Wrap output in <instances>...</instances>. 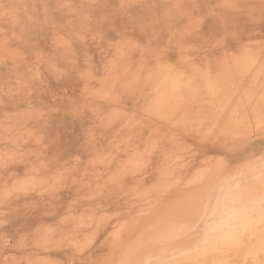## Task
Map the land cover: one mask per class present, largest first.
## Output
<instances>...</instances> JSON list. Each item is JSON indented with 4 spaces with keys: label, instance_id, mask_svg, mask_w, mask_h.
Instances as JSON below:
<instances>
[{
    "label": "rangeland",
    "instance_id": "rangeland-1",
    "mask_svg": "<svg viewBox=\"0 0 264 264\" xmlns=\"http://www.w3.org/2000/svg\"><path fill=\"white\" fill-rule=\"evenodd\" d=\"M185 1L0 0V200H3L2 202L0 201V264H127L126 262L131 257L141 254L154 255L158 258L171 257V259L165 261L166 263L169 261L167 264L180 263L182 256H184V264H187L186 258L188 257V260L193 261L192 257L199 259V257L207 256L208 253L205 251L212 248V245H210L213 242L212 240L215 241L219 238H207L206 241L199 242L200 225L202 227L206 225L205 218H207L206 216L209 217V212L213 211L210 206L211 203L213 202L212 206L214 204L215 208L221 207L220 200L223 199L221 196L224 194L232 191V194L238 195L239 198L240 196L244 198L245 195L249 197L250 191H255L250 196L261 194V198H263L261 200V207L263 208L261 209V214L262 210L264 214V196H262L264 185L261 186L264 184V168H261L264 167V6L254 7L253 5H246L250 3V0H202L210 3H208L207 9L213 5L210 9L217 12L209 14L198 11L192 14L190 6L189 10H186L187 12L179 11L175 14L171 11L173 7H179L181 10L186 4H193L194 0ZM179 3L180 6H178ZM200 5L203 7L202 4ZM165 7L169 8L170 13L165 11ZM255 8H261V13L255 12L251 14V11H256ZM253 14L257 17L250 21L249 19L253 18L250 15ZM7 16L8 18H6ZM256 19L260 20L253 22ZM174 23L180 27L179 30H173L169 27ZM188 23L195 24L196 27L185 28V26H188ZM252 23L257 27L260 26L261 31H250L249 25ZM235 27L237 28L235 29ZM175 32H183V34L187 32V35L191 33L190 35L196 37L185 36L186 38L182 39L175 36ZM168 42L172 46L177 43L186 46V48L182 47V54L178 55L175 52V48L165 49ZM209 42L210 44H207ZM134 46H137V49H134ZM150 51L153 53L152 57L157 55L156 57H163L162 59H166L169 54L174 64L180 57V60L183 59V62L181 61L180 63L181 68L183 66L186 69L190 66V68H193V66L199 67V69L196 68L198 73L202 71V68H206L208 73L212 72V77L207 74L205 78L209 77V80L211 79L210 85H215L216 88H218L217 86L220 88L228 86L229 88L233 84L232 87L236 88V85H239V88L243 89V92L235 95L237 98L232 103L234 106L231 104L230 108H228L229 111L227 110V115H223L226 114V111L222 114L220 110L214 111V106L212 107L209 100L206 103H209L211 107L209 104H207L208 106L205 105V108L198 107L200 103L198 101H202L200 96L202 93L199 92L207 91L206 87L209 88L210 86L207 85L209 81H207V86L205 87L204 80H199V89L202 90L198 89V100H196V97L195 103L193 101L195 105L188 103L190 105L187 104L188 107L184 109L185 114H187L185 125L182 127L180 125L179 130L175 129L172 131L171 127L158 130L155 133V130L152 128L156 127V124L164 123L160 121L163 120L160 117L151 116L153 115V112H151L153 110L152 107L147 108V89L149 87L147 80L150 73L155 70L154 62L150 58ZM191 51L195 52L192 53ZM164 53L167 55H163ZM242 60L244 68L248 69L249 67L250 70H248L247 76L246 70L244 68L243 71L241 70L243 65L241 68L239 67V70L238 64H236L238 63L237 61L241 62ZM240 62L239 65H241ZM222 65H225L227 69H222ZM228 66L229 68L236 66L237 69L235 67L229 70L230 75L226 71L229 69ZM217 70L220 72H217ZM258 70L261 74L256 72ZM241 72H244L245 77L238 75V73L242 74ZM255 73L260 74L257 75L258 79L257 77L255 79L256 82L261 80V92L259 93L260 90L250 91L251 95L247 91L248 89L246 90L248 85L245 86V84H251V86L249 85L250 88L254 86L255 80L253 76ZM124 74L125 76L127 75L126 78ZM216 74H220L221 76L218 81H225L229 85H226L224 82L222 84L223 87L220 86L221 84L217 81ZM249 75L250 77L247 78ZM214 76L216 77L214 78ZM102 78H106V82L109 84L108 87H110V84L113 87L111 90L109 89V95L106 93L105 98L101 94V98L98 97L99 95L93 94V96L91 94L90 100H96L95 102L90 101L92 107L89 111L84 107L86 102L81 98H74L73 92L66 88V86H69V84L73 85V83L76 84L78 89L79 87H88L92 84L99 87L102 80L99 81L98 79ZM235 79L237 80L235 81ZM241 79H244V82ZM239 81L240 83H238ZM147 85L148 87H146ZM118 88L121 90H117ZM74 89L76 90V87ZM123 94L125 96H122ZM245 95H249L247 98L250 101ZM241 96L242 99L240 98ZM255 97L259 99L255 100ZM115 98L118 102L113 100ZM239 99L243 101L241 102ZM103 100L106 101L108 106L102 107V111L108 110L110 106V109L117 108L120 110V112L113 111L114 114L116 113L115 115H113L110 109L108 114H103L102 111L96 110V113L101 112L104 115L102 117V122L105 121L104 124L101 120L96 119L92 111L96 107V104ZM256 101L263 103H261L263 111L257 106V108L255 107ZM238 102L242 105L238 104ZM250 102L253 104H249ZM219 103L221 105L220 100H218L217 104L219 105ZM197 107L198 110L196 109ZM244 107L247 108L245 109ZM242 108L245 111L247 110L248 114ZM195 109L197 117L195 116L196 114L192 113L193 111L196 113ZM209 110L211 116L207 115V113L209 114ZM216 111V116H220L219 118L214 117ZM231 111L238 112V116L236 113L232 114V116ZM147 114H150V116H147ZM201 114L204 118L205 115L208 118L213 116L215 118L214 122L213 117L212 119L209 118L210 120L207 118L209 122L205 121L207 120L206 118L203 120ZM258 114L260 116L263 115V117L259 118ZM192 116H195L194 119L196 121V118L199 116V123L196 122L195 124ZM242 120H245V124ZM137 121L139 122L137 123ZM215 121L220 124L218 125L219 128L216 126L217 123L213 125ZM226 121L228 122L225 127L226 129H224ZM191 122H193L195 127ZM209 123L212 124V127H208V125H211ZM237 123L239 124L237 125ZM256 123H260V126L263 125L257 127L255 126ZM200 124L202 125L200 126ZM230 124L233 126H230ZM198 126L203 130L199 127L198 131H196ZM242 130H244V133L247 132V136L243 138L240 136ZM250 131H253L252 134H249ZM20 133L25 135V137L18 138ZM178 135L181 142L183 141L184 147L181 149L176 148V157H174L171 163L166 165L170 169L161 173L159 160H163L164 154L158 150L162 148L154 152L163 140L160 141V136H164V139L168 140L169 137L173 138V136ZM190 136L194 137L190 138ZM223 136H225V139ZM255 139H258L257 142H255ZM244 141L246 142V146L242 145ZM259 141H261L262 147L256 149L257 144L254 143H258ZM138 145L141 147L139 150H136L140 153L139 156H142L141 159H137L138 157L134 156V146ZM146 146H148L147 151L144 152L142 149ZM177 150L180 152L178 151V153ZM225 150H227V154ZM218 155L221 162L217 159ZM207 156L211 157L208 158ZM259 156H262L261 159L263 160H260ZM204 160L206 161L204 162ZM211 160H215L214 164L218 162L217 165L223 163V169L226 168L224 174L229 172L228 168L232 169H230L231 172L228 175L226 174L227 176L224 174L219 175V179L216 175H213V178L210 176L212 179H218L217 181L216 179L211 180V183L210 177L207 175L206 178L208 180L206 181L205 178V184L203 183L201 186L195 188L186 189L184 185H181L180 192L172 198L173 201L171 200L170 203L165 205L162 203L168 194L173 192L174 188L182 183V181L193 184L188 179H195L198 174L195 171L197 172L198 170L199 172L200 167ZM257 160L262 161L263 166ZM155 161H158L159 168L154 165ZM236 163H240L238 164L239 166ZM250 163L253 164L252 168H248L251 165ZM15 164L20 166L16 167ZM225 164L227 165L225 166ZM258 164L261 166L259 167ZM42 165H45V169L42 168ZM21 166L25 168L23 169ZM41 170H43V173ZM250 170H253V173ZM239 171L243 174L241 175ZM130 172L131 175H129ZM236 173L241 176L237 175V177H233ZM59 176L60 178H58ZM242 176L244 179H242ZM17 177L19 178V182ZM231 177V181L235 180L234 184L232 183L233 185L231 182H229L230 185L227 183ZM55 178L56 180H54ZM42 179H47L48 181H42ZM133 180L136 181L134 182ZM222 181L224 182L222 183ZM15 182L17 184H14ZM20 182L24 185H19L21 184ZM254 182H257L255 186L258 189L254 187ZM7 183H9V186ZM35 184L43 187L39 185L36 187ZM14 185L18 187L15 186V189ZM225 185L229 186V188H226ZM20 186L25 187L24 190L26 191L21 192L20 190H23V188L20 189ZM223 186L227 189L224 188L225 193L221 192ZM218 187L219 189H217ZM216 192H219L221 196L218 193V197ZM238 192L243 195L245 192V195L242 196ZM93 193L96 194V197ZM79 195L81 196L79 197ZM88 196L90 199L86 198ZM79 198H83L84 200L81 199L80 201ZM73 202L76 203L74 204ZM242 206L240 207L239 205L237 207H240L239 210L241 211L245 210L244 208L242 209ZM80 210H82L81 213H79ZM66 211L68 213L65 215ZM182 212H188V215L181 216ZM215 212L213 222L216 223L215 225H218L217 227L230 223L228 219L226 221L222 219L221 221L219 219L221 215L219 213L215 214ZM217 214L219 215L218 217L216 216ZM105 215L112 217L109 223L103 222ZM64 216L65 218L61 219ZM75 216H77V219ZM254 216L252 215L249 219L239 218L248 222L238 223V228L235 230V234L237 235L230 234V236L237 237L240 241H242V238L245 241H249L258 237ZM66 217L67 220H72V218L76 220L74 219L75 221L73 220L69 224L66 222L67 220L63 222ZM100 219L101 222H98V226L96 222ZM218 219L220 222L216 221ZM261 221L262 228L264 225V215H261ZM225 222L227 223L225 224ZM33 223L35 224L33 225ZM39 224H43V229H38L41 228ZM106 224L110 226L105 231H102L97 241H95V238L91 237L92 233H96L99 229L101 230ZM115 225L117 226L114 227ZM33 226L38 228H34ZM72 227L76 229L73 230L71 229ZM220 228L222 227L218 228V232L222 231ZM226 228L227 225L222 228V232H225ZM51 229L64 233V238L61 240L59 235L50 237L52 235ZM196 231L199 235L195 233ZM65 232H68V235H65ZM262 232L264 233V228L261 231V236L264 235ZM194 235L197 237H193ZM44 237L50 238L45 239ZM226 238L228 236L223 237V239ZM232 240L220 242L225 251H228L232 247L230 243ZM261 241L264 242V237ZM179 242H182L184 248L179 246ZM89 249L91 250L88 251ZM261 249H263L261 250V262L264 264V255H262L264 243ZM76 251H80L81 253L76 254ZM178 259L180 260L175 262ZM219 260L222 262V259ZM199 261L201 260H196V264L202 262ZM220 261L218 264H225L224 262L220 263ZM182 262L181 264H183Z\"/></svg>",
    "mask_w": 264,
    "mask_h": 264
},
{
    "label": "bare ground",
    "instance_id": "bare-ground-1",
    "mask_svg": "<svg viewBox=\"0 0 264 264\" xmlns=\"http://www.w3.org/2000/svg\"><path fill=\"white\" fill-rule=\"evenodd\" d=\"M183 1H185V0H183ZM204 1H206V0H204ZM204 1H202V0H199V1H197V0H194L192 3L193 4H186V6L184 7L183 6V8L180 10L179 9V7L178 8H175V7H173L172 8V12L173 13H177V12H187L186 10H189V6L192 8V11H191V13L193 14V13H196V12H198V11H200V12H205V13H209V14H215V12H217V11H212L210 8L213 6H211L210 8H208L207 9V5H208V3L209 2H204ZM186 2V1H185ZM250 3L249 4H246V5H253L254 7H260V6H264V0H250L249 1ZM181 3V2H180ZM180 3L178 4V6H180ZM188 3V2H187ZM182 4H184V3H182ZM200 4H202V6L203 7H201V5ZM210 4V3H209ZM193 5V6H192ZM221 5V4H220ZM224 5V4H223ZM181 8V7H180ZM225 8V7H224ZM253 8V7H252ZM216 9V8H215ZM256 9V11H251L250 13L252 14V13H255V12H260L261 13V8H255ZM165 11L167 12V13H170V11H169V8L168 7H165ZM230 11V10H229ZM188 13H190V12H188ZM187 13V14H188ZM259 13V14H260ZM19 14V13H18ZM186 14V13H185ZM15 15V14H14ZM172 15V14H171ZM233 15V14H232ZM10 16V15H9ZM18 16V15H17ZM16 16V17H17ZM234 16V15H233ZM251 17H253V18H250L249 20L250 21H252L255 17H257L256 15H250ZM14 17V16H13ZM21 17V16H20ZM6 18H8V16L6 17ZM213 18H217V17H213ZM17 19V18H16ZM18 20V19H17ZM260 19H256L255 21H253V22H258ZM216 21V20H215ZM239 21V20H238ZM218 22H219V20H218ZM239 23V22H238ZM258 24V23H257ZM165 25H167V26H169L168 24H165ZM186 25H187V22H186ZM250 25H251V27H250ZM249 25V29H250V31H255V30H260L261 31V29H260V26H256L255 24H250ZM170 28H172L173 30H179V26H177V24H172V25H170L169 26ZM195 28L196 26H195V24H189L188 23V26H185V28ZM157 28H159V27H157ZM218 28V27H217ZM221 28V27H220ZM237 27H235V29H236ZM247 28V27H246ZM214 29V28H213ZM248 30V29H247ZM159 31V30H158ZM215 31V30H214ZM239 31V30H238ZM156 32H157V30H156ZM155 32V34H157ZM189 32H191V31H189ZM217 32V31H216ZM161 33V32H160ZM170 33V32H169ZM191 33H193V32H191ZM191 33H189V35H187V32L186 33H184L183 34V32H175L174 33V35L175 36H177V37H179V38H182V39H185L186 37L185 36H189V37H196V36H194V35H190ZM245 33V32H244ZM254 33V32H253ZM172 34V33H171ZM159 35V34H158ZM157 35V37H159ZM231 36V35H230ZM261 36V35H260ZM147 37V36H146ZM153 37V36H152ZM166 38V37H165ZM169 38V37H168ZM171 38H172V36H171ZM238 38V37H237ZM161 39V38H160ZM167 39V38H166ZM150 40V39H149ZM153 40H154V38H153ZM169 40V39H168ZM244 40V39H243ZM165 41V40H164ZM173 41V40H172ZM179 41V40H178ZM177 41V42H178ZM123 42V41H122ZM149 42V41H148ZM159 42V41H158ZM175 42V41H174ZM145 43V42H144ZM151 43V42H150ZM219 43V42H218ZM152 44H154V43H152ZM207 44H210V42L209 43H207ZM212 44H214V43H212ZM115 45V44H114ZM163 45V44H162ZM166 45V44H165ZM222 45H223V42H222ZM90 46V45H89ZM119 46V45H118ZM160 46V45H159ZM212 46V45H211ZM215 46V45H214ZM226 46V45H225ZM239 46V45H238ZM245 46V45H244ZM107 47V46H106ZM106 47H105V49H106ZM116 47V46H115ZM137 46H134V49H137L136 48ZM157 47V46H156ZM164 47V46H163ZM182 47L183 48H186V46H183V45H181V44H173V46L171 45V43H169L168 42V44H167V48L165 47V49L166 50H169V48L171 49H176V53L179 55V54H182ZM213 47V46H212ZM241 47V46H240ZM251 47V46H250ZM210 48V47H209ZM108 49V48H107ZM115 49V48H114ZM126 49V48H125ZM128 49V48H127ZM149 49V48H148ZM191 49V48H190ZM216 49V48H215ZM240 49V48H239ZM244 49V48H243ZM91 50V49H90ZM120 52H122L120 49H118ZM117 50V51H118ZM131 50H133V49H131ZM140 50V49H139ZM153 50V49H152ZM156 50H158V49H156ZM162 50V49H161ZM185 50V49H184ZM189 50V49H188ZM221 50V49H220ZM179 51H181L180 53H179ZM206 51V50H205ZM205 51H202V52H205ZM219 51V50H218ZM131 52V51H130ZM151 52V54H150V58H151V60H152V62H154V71H152L151 73H150V76H148L149 77V79L147 80L148 82L147 83H149L148 85H149V87H148V85L146 86V87H148V89H147V91H148V95H147V103H148V105H149V107H148V105H147V108L149 109L150 107H152L153 108V110L151 111V112H153V115H151L152 117H156V118H159L160 117V119H163V120H160L161 122L163 121V123L165 124H156V127H154V128H152L153 130H155V133L158 131V130H164V129H168V128H171L172 127V131H174L175 129H177V130H179L180 129V127H182L183 125H185V118L187 117V114H185V110L184 109H186L188 106H187V104L188 103H193V101L196 99V97H197V99L196 100H198V96H199V94H198V89L200 88L199 87V80H204L203 82L205 83V87L208 85H210L211 84V82H210V80H209V77H207V78H205V76L208 74V75H210V77H212V72L210 71L209 73H208V71L206 70V68L205 69H203L202 68V71L200 72V73H198L196 70V68H198L199 69V67H195V66H193V68H190L189 66V68H187L186 69V67L184 68V66L181 68V66H180V63H181V61L183 60V59H181L180 60V57L178 58V61L174 64L173 63V59L169 56V54H168V56H167V58L166 59H162L163 57H161V58H159V57H156L155 55V57H152L153 56V53H152V51H150ZM174 52V51H173ZM187 52V51H186ZM190 52V51H189ZM192 52V51H191ZM193 52H195V51H193ZM192 52V53H193ZM224 52V51H223ZM243 52V51H242ZM169 53V52H168ZM175 53V54H176ZM111 54V53H110ZM118 54H120L119 52H118ZM125 54V53H124ZM130 54V53H129ZM129 54H128V56H129ZM132 54V53H131ZM176 54V55H177ZM208 54V53H207ZM210 54V53H209ZM213 54V53H212ZM237 54H238V52H237ZM114 55V54H113ZM127 55V54H126ZM140 55V54H139ZM163 55H167V54H163ZM195 55V54H194ZM197 55V54H196ZM202 55V54H201ZM138 56V55H137ZM183 56V55H182ZM213 56V55H212ZM215 56V55H214ZM226 56H228V55H226ZM175 57V56H174ZM184 57V56H183ZM182 57V58H183ZM198 57V56H197ZM204 57V56H203ZM218 57H219V55H218ZM255 57V56H254ZM125 58H126V56H125ZM134 58V57H133ZM137 58V57H136ZM140 58V57H139ZM149 58V59H150ZM165 58V57H164ZM207 58V57H206ZM225 58V57H224ZM231 58V57H230ZM259 58V57H258ZM127 59V58H126ZM130 59V58H129ZM195 59V58H194ZM208 59V58H207ZM218 59V58H217ZM216 59V61H218ZM199 60V59H198ZM203 60V59H202ZM224 60V59H223ZM227 60V59H226ZM225 60V61H226ZM233 60H234V58H233ZM232 59H231V61H233ZM136 61V60H135ZM188 61H189V59H188ZM192 61V60H191ZM205 61V60H204ZM225 61H224V63H225ZM229 61V60H228ZM227 61V62H228ZM235 61V60H234ZM183 62V61H182ZM190 62V61H189ZM200 62V61H199ZM215 62V61H214ZM226 62V63H227ZM238 63H236V64H238L239 65V62L240 61H237ZM243 62V60L240 62L241 63V65H237V67H238V69L240 70V68H241V66L244 64V62ZM246 62V61H245ZM141 63V62H140ZM191 63V62H190ZM193 63V65H195L194 64V62H192ZM201 63V62H200ZM215 63H218V62H215ZM233 64H234V62H232ZM232 63H231V65H232ZM209 64V63H208ZM222 64V63H221ZM220 64V65H221ZM191 65V64H190ZM197 65V64H196ZM210 65V64H209ZM217 65V64H216ZM230 65V66H231ZM246 65V64H245ZM185 66H187V65H185ZM203 67V66H202ZM225 67V65L223 66L222 65V69H227L226 67H227V64H226V67ZM236 67V66H235ZM235 67H232V68H235ZM237 67H236V69H237ZM240 67V68H239ZM246 67V66H245ZM217 68V67H216ZM228 68H229V66H228ZM232 68H229L228 70H226L227 71V73L229 72L230 73V71L229 70H231ZM243 68H244V65H243V67H242V71H243ZM258 68V67H257ZM128 69V68H127ZM207 69H209V68H207ZM220 69V68H219ZM246 71H245V73H247L246 74V76L248 75V72L250 71L249 70V67H248V69H246V68H244ZM252 69V68H251ZM256 69V68H255ZM234 70V69H233ZM249 70V71H248ZM140 71V70H139ZM219 70H217V72H218ZM236 71V70H235ZM253 71H254V68H253ZM124 72V71H123ZM147 72V71H146ZM220 72V71H219ZM224 72V71H223ZM234 72V71H233ZM256 72H259V70L258 71H256ZM114 73V72H113ZM224 73H226V72H224ZM223 73V74H224ZM228 73V74H229ZM242 74H239L238 73V75H240V76H244L245 77V74H243L244 72H241ZM251 73H253V72H251ZM260 73V72H259ZM109 74V73H108ZM218 74V73H217ZM216 74V76H217V81L218 80H220V78H221V76H220V74L219 75H217ZM261 74V73H260ZM260 74H256L255 73V75L253 76V78H254V80H255V83H253L254 84V86L252 87V88H250L249 87V85L251 86V84H245V86H247L248 85V88H246V90L247 91H259V93L261 92V80H258L257 82H256V79H255V77H257V79H258V76L257 75H260ZM137 75V74H136ZM230 75H231V73H230ZM230 75H227L228 77L230 76ZM233 75H234V73H233ZM236 75H237V73H236ZM251 75V74H250ZM250 75L247 77V78H249L250 77ZM116 76V75H115ZM124 76H125V74H124ZM123 75H122V77H124ZM127 76V75H126ZM126 76H125V78H126ZM129 76V75H128ZM131 76V75H130ZM138 76V75H137ZM216 76H214V78L216 77ZM219 76V77H218ZM224 76H225V74H224ZM117 77V76H116ZM118 77H120L119 75H118ZM136 77V76H135ZM134 77V78H135ZM140 77V76H139ZM223 77V76H222ZM231 77V76H230ZM238 78H239V76H237ZM236 77V78H237ZM121 78V77H120ZM137 78V77H136ZM224 78V77H223ZM233 78V77H232ZM243 78V77H242ZM116 79V78H115ZM122 79V78H121ZM138 79V78H137ZM215 79V80H216ZM227 79V78H226ZM229 79V78H228ZM261 79V78H260ZM99 81L100 80H102L101 81V84H99L100 86L99 87H97V85H90V86H82V87H79V89H78V87L76 86V84L75 83H73V85L72 84H69V86H66V88L69 90V91H71V92H73V94H74V98H77V99H79V98H81L82 100H84V102H86V104H84V107L86 108V109H88V111L91 109V103H90V101H92V102H95V100H90V96H91V94L93 95H99L98 97H100L101 95H103V97L105 96L106 97V93H108V91H110L111 90V88L113 87V85H111L110 84V87H108V85L109 84H107V82H106V78H102V79H98ZM124 80V79H123ZM213 80V79H212ZM237 79H235V81H236ZM242 80V79H241ZM240 80V81H241ZM253 80V81H254ZM112 81V80H111ZM131 81H133V80H131ZM207 81H209V83H207ZM232 81V80H231ZM240 81L238 82V83H240ZM243 82H244V79L242 80ZM97 82V81H96ZM143 82H144V80H143ZM213 82H215V81H213ZM221 85L220 86H222V84L225 82H220V81H218ZM229 82V81H228ZM242 82V83H243ZM247 82V81H246ZM245 82V83H246ZM114 83V82H113ZM145 83V82H144ZM202 83V82H201ZM204 83H202V84H204ZM206 83H207V85H206ZM230 83V82H229ZM233 83V82H232ZM236 83V82H235ZM115 84V83H114ZM116 84H118V83H116ZM122 84H124V83H122ZM127 84V83H126ZM143 84V83H142ZM218 84V83H217ZM225 84H226V82H225ZM228 84V83H227ZM226 84V85H227ZM133 85V84H132ZM229 85V84H228ZM232 85L233 84H231L230 85V87H231V89H229L228 88V86L227 87H224V88H220L219 86H217L218 88H216L215 87V85H210L209 86V88L208 87H206L207 88V91H202V92H199V93H202V95H200L201 96V98H202V101H198V102H200L199 103V106L198 107H203V108H205L204 106L206 105V106H208L207 104H209V103H211V105H212V107L214 106V111L215 110H220V111H218V112H220L221 114L222 113H224L225 111H226V114H223V115H227V110L229 111V109L228 108H230V106H231V104L234 102V99H236L237 97H235V95H239V93H241V92H243L242 90L243 89H241V88H239V85H236V88H234V86L232 87ZM116 86V85H115ZM134 86V85H133ZM225 86V85H224ZM76 87V90L74 89ZM121 87V86H120ZM129 87V86H128ZM137 87V86H136ZM139 87H141V86H139ZM145 87V88H146ZM223 87V86H222ZM122 88V87H121ZM134 88V87H133ZM250 88V89H249ZM110 89V90H109ZM135 89V88H134ZM233 89V90H232ZM117 90H119V88L117 89ZM121 90V89H120ZM119 90V91H120ZM126 90V89H125ZM199 90H202V89H199ZM245 90V91H246ZM137 91V90H136ZM145 91V90H144ZM112 92V91H111ZM135 92V91H134ZM121 93H123V92H121ZM101 94V95H100ZM116 94V93H115ZM127 94V93H126ZM140 94V93H139ZM247 94V93H246ZM249 94V93H248ZM250 94H251V92H250ZM254 94H255V92H254ZM253 94V95H254ZM93 95V96H94ZM107 95H109V93L107 94ZM118 95H120V94H118ZM132 95V94H131ZM130 95V96H131ZM230 95V96H229ZM252 95V94H251ZM258 95V94H257ZM122 96H125L124 94L122 95ZM135 96V95H134ZM141 96V95H140ZM243 96H244V94H243ZM246 96V95H245ZM247 96H249V95H247ZM247 96H246V98H247ZM255 96V95H254ZM104 97V98H105ZM129 97V96H128ZM138 97V96H137ZM146 97V96H145ZM259 97V96H258ZM258 97H255L254 99L255 100H258L259 98ZM101 98V97H100ZM100 98H98L99 100H100ZM111 98V97H110ZM120 98V97H119ZM127 98V97H126ZM131 98V97H130ZM132 98H133V96H132ZM140 98V97H139ZM241 99H242V96L240 97ZM258 98V99H257ZM118 99V98H117ZM128 99V98H127ZM126 99V100H127ZM141 99V98H140ZM248 99V98H247ZM264 99V98H263ZM263 99H262V102H263ZM115 102H118V101H116V98L115 99H113ZM121 100V99H120ZM131 100V99H130ZM209 100V103H206L207 101ZM218 100H220L221 101V105H220V103H219V105L217 104V102H218ZM240 100V99H239ZM249 101H250V99H248ZM113 101V102H114ZM132 101H134L133 99H132ZM241 102L243 101V100H240ZM239 101V102H240ZM253 101V100H252ZM251 101V102H252ZM261 101V100H260ZM83 102V101H82ZM122 102V101H121ZM124 102V101H123ZM127 102V101H126ZM130 102V101H129ZM238 102V104H240V105H242L241 103H239ZM248 102V101H247ZM249 103V104H253V103ZM262 102H255L256 103V105H255V103H254V105H255V107L257 106L258 108H260L261 110H262V108H261V103ZM103 103V104H102ZM128 103V102H127ZM132 103H134V102H132ZM131 103V104H132ZM194 103H195V101H194ZM193 103V105H195ZM214 105H213V104ZM244 103V102H243ZM119 104V103H118ZM197 104V103H196ZM215 104H216V107H215ZM245 104V103H244ZM263 104V103H262ZM82 105V104H81ZM117 105V104H116ZM130 105V104H129ZM142 105V104H141ZM188 105H190V104H188ZM193 105H191V106H193ZM198 105V104H197ZM211 105L209 104V106L211 107ZM233 105V104H232ZM248 105V104H247ZM105 106H108L107 105V103H106V101H101L100 103H98V104H96V107L92 110L93 112H94V115L96 116V119L97 120H101V122H102V120H103V116L104 115H102L101 114V112H98V113H96V110L97 111H102L103 109H102V107H104L105 108ZM109 106H110V104H109ZM131 106V105H130ZM218 106H219V108H218ZM234 106V105H233ZM243 106H245V105H243ZM111 107V106H110ZM110 107L108 108V110H106V111H102V113L103 114H108L109 113V111L110 110H112V113H113V111H115V112H120V110L119 109H117V108H114V109H110ZM126 107V106H125ZM198 107L196 108L197 110H198ZM248 107V106H247ZM247 107H244L245 109L247 108ZM251 107H253V106H251ZM256 107V108H257ZM146 108V109H147ZM208 108V107H207ZM241 108V107H240ZM249 109H250V107H248ZM254 108V107H253ZM255 108V109H256ZM110 109V110H109ZM194 109V108H193ZM196 109H195V112H196ZM200 109V108H199ZM202 109V108H201ZM210 109V108H209ZM95 110V111H94ZM242 110H243V108H242ZM242 110H241V112H242ZM200 111V110H199ZM202 111H203V109H202ZM205 112H207L206 110H204ZM213 111V112H214ZM238 111V110H237ZM244 112H246L245 110H243ZM251 111V110H250ZM263 111V110H262ZM141 112V111H140ZM150 112V113H151ZM189 112V111H188ZM191 112V111H190ZM209 112V114L207 113V115L209 116L210 114H211V112H210V110L208 111ZM232 113H231V115L232 114H235L236 112L235 111H231ZM244 112H242V113H244ZM90 113V112H89ZM147 113V112H146ZM196 117H197V112L196 113H194V111L192 112ZM198 113H200V112H198ZM217 111L214 113L215 114V116H214V114H213V116L214 117H220V116H216L217 114ZM238 113V112H237ZM237 113H236V115H237ZM247 114H248V112H246ZM255 113V112H254ZM258 113V112H257ZM262 113V112H261ZM70 114H73V113H70ZM116 114V113H115ZM114 113H113V115H115ZM132 114H133V112H132ZM143 114H145V113H143ZM152 114V113H151ZM205 114V113H204ZM251 114V113H250ZM252 114H253V112H252ZM259 114H260V112H259ZM258 114V115H259ZM263 114V113H262ZM76 115V114H75ZM74 115V116H75ZM191 115V114H190ZM189 115V116H190ZM199 115V114H198ZM207 115H205V118L207 119L208 117H207ZM220 115V114H219ZM240 115V114H239ZM244 115H245V113H244ZM255 115H256V113H255ZM254 115V116H255ZM84 116V115H83ZM147 116H150V114L148 115L147 114ZM163 116H164V118H163ZM194 116V117H195ZM201 116H202V114H201ZM211 116V115H210ZM212 116V117H213ZM233 116V115H232ZM238 116V115H237ZM241 116V115H240ZM262 117H263V115H261ZM261 116L259 115L258 117L259 118H261ZM193 117V116H192ZM191 117V118H192ZM194 117L192 118L195 122V124H196V122H198L199 123V121H198V119H199V116H198V118H196L197 119V121L194 119ZM203 118V120L205 119L204 118V116H202ZM212 117L210 118V119H212ZM213 117V118H214ZM224 117V116H223ZM223 117H221V118H223ZM230 117V116H229ZM248 117V116H247ZM247 117H245L246 119H247ZM112 118V117H111ZM208 118V119H209ZM235 118V117H234ZM233 118V119H234ZM238 118H240V117H238ZM242 118V117H241ZM248 118H250V117H248ZM116 119V118H115ZM201 119V118H200ZM201 119V120H202ZM208 119L207 120H205V121H208ZM209 119V120H210ZM224 119V118H223ZM254 119V118H253ZM258 119V118H257ZM263 119H264V117H263ZM111 120V119H110ZM148 120V119H147ZM157 120V119H156ZM159 120V119H158ZM203 120H202V122H203ZM214 120H215V118L213 119V122H214ZM231 120H232V118H231ZM250 120V119H249ZM259 120V119H258ZM115 121V120H114ZM129 121V120H128ZM189 121V120H188ZM220 121L222 122V120L220 119ZM219 121V122H220ZM243 122L245 121V120H242ZM257 121V120H256ZM264 121V120H263ZM262 121V122H263ZM87 122V121H86ZM139 121H137V123H138ZM209 122V121H208ZM211 122V121H210ZM220 122V123H221ZM227 122L228 121H226L225 123H226V125H224V129H226L225 127L227 126ZM238 122V121H237ZM257 122H259V121H257ZM103 124L105 123V121L104 122H102ZM137 123H135L136 125H137ZM148 123V122H147ZM204 123V122H203ZM216 121H215V123H213V125L215 124L216 125ZM224 123V124H225ZM248 123V122H247ZM246 123V124H247ZM261 123V122H260ZM260 123H256L255 124V126H257V127H259L260 126ZM191 124L193 125V122H191ZM208 124V123H207ZM206 124V125H207ZM209 124H211V123H209ZM235 124H236V122H235ZM239 123H237V125H238ZM244 124H245V122H244ZM102 125V124H101ZM181 125V126H180ZM199 125V124H198ZM202 124H200V126H201ZM218 125H220L219 123H217V125L216 126H218ZM232 124H230V126H231ZM242 125H243V123H242ZM263 125V124H262ZM261 125V126H262ZM106 126V125H105ZM180 126V127H179ZM194 126V125H193ZM200 126H198V128H197V130L196 131H198V129H199V127ZM209 126H211L212 127V124L211 125H208V127ZM215 126V128H217ZM233 126V125H232ZM246 126V125H245ZM260 126V127H261ZM195 127V126H194ZM203 127V126H202ZM257 127H256V129H257ZM185 128H186V126H185ZM188 128H189V126H188ZM201 128V127H200ZM203 128H206V127H203ZM213 128H214V126H213ZM218 128H219V126H218ZM253 128V127H252ZM202 129V128H201ZM209 129H211V128H209ZM262 129V128H261ZM90 130H91V127H90ZM203 130V129H202ZM207 130V129H206ZM205 130V131H206ZM215 130H218V129H215ZM214 130V131H215ZM228 130V129H227ZM227 130H226V132H227ZM120 131H121V129H120ZM181 131H182V129H181ZM201 131V130H200ZM199 131V132H200ZM214 131H213V133H214ZM244 130H242V132L240 133V136L243 138V137H245V136H247V132H243ZM154 132V131H153ZM152 132V133H153ZM167 132H168V130H167ZM195 132V131H194ZM194 132H193V134H194ZM201 132H203V133H205L204 131H201ZM253 132V131H252ZM252 132L250 131L249 132V134H252ZM151 133V134H152ZM170 133V132H169ZM168 133V134H169ZM207 133V132H206ZM225 133V132H224ZM173 134V133H172ZM196 134H198V133H196ZM195 134V135H196ZM248 134V135H249ZM115 135V134H114ZM126 135V134H125ZM165 136H166V134H164ZM186 135H188L187 133H186ZM185 135V136H186ZM191 135V134H190ZM204 135V134H203ZM219 135V134H218ZM217 135V136H218ZM224 135V134H223ZM115 136H117V135H115ZM127 136V135H126ZM201 136V135H200ZM199 136V137H200ZM205 136V135H204ZM213 136H214V134H213ZM222 136V135H221ZM227 136V135H226ZM239 136V137H240ZM20 137V139L22 138V137H25V135H23L22 133H20L19 135H18V138ZM60 137V136H59ZM58 137V138H59ZM101 137V136H100ZM104 137V136H103ZM169 137V136H168ZM188 137H189V135H188ZM191 137H194V136H190V138ZM203 137V136H202ZM210 137V136H209ZM253 137V136H252ZM57 138V139H58ZM94 138V137H93ZM197 138H198V136H197ZM223 138L225 139V136H223ZM103 139V138H102ZM106 139V138H105ZM157 139V138H156ZM163 139V140H162ZM194 139V138H193ZM212 139H213V137H212ZM227 139V138H226ZM120 140H121V138H120ZM119 140V142H121ZM162 140V141H161ZM169 140H171V141H169ZM197 140V139H196ZM195 140V141H196ZM228 140V139H227ZM256 140V139H255ZM258 140V139H257ZM257 140L255 141V142H257ZM261 140V139H260ZM264 140V139H263ZM97 141V140H96ZM124 141V140H123ZM160 144L158 145V147L155 149V151L154 152H156V150L157 149H159V148H162V149H159L158 151L159 152H161L162 154H164V158H163V160H159V162H160V164H161V173L162 172H165L166 170L168 171L170 168L168 167H166V165L167 164H169V163H171L172 162V160L174 159V157H176L175 156V151H176V148H178V149H181V148H183L184 147V143H183V141L181 142V139H180V137H179V135L178 136H173V138H171V137H169V139L167 140L166 138L164 139V136H160ZM206 141V140H205ZM220 141V140H219ZM229 141V140H228ZM235 141V140H234ZM237 141V140H236ZM254 141V140H253ZM118 142V141H117ZM126 142V141H125ZM208 142V141H207ZM221 142V141H220ZM239 142V141H238ZM242 142V141H241ZM260 142V143H259ZM258 143H254V144H257L256 145V149H258V148H260V147H262L261 146V141H259ZM263 142V141H262ZM122 143V142H121ZM152 143H155V142H152ZM200 143V142H199ZM216 143V142H215ZM225 143V142H224ZM237 143V142H236ZM246 142L244 141V144H242V145H245L246 146V144H245ZM221 144V143H220ZM253 144V145H254ZM222 145V144H221ZM223 145H225V144H223ZM237 145V144H236ZM239 145V144H238ZM117 146V145H116ZM141 146H142V144H141ZM140 145H138V146H134L135 147V154H134V156L137 158V159H141V157L142 156H139L140 155V153L136 150V149H138L139 150V148L141 147ZM150 146H152V145H150ZM149 146V147H150ZM154 146V145H153ZM220 146V145H219ZM233 146V145H232ZM115 147V146H114ZM147 147L148 146H146L145 148H141L142 150H144V152L145 151H147ZM236 147H238V146H236ZM44 148H46V147H44ZM43 148V149H44ZM151 148V147H150ZM154 148V147H153ZM224 148V147H223ZM227 148V147H226ZM233 148V147H232ZM234 148H235V146H234ZM219 149V148H218ZM230 149V148H229ZM154 150V149H153ZM202 150H204V149H202ZM221 150V149H220ZM152 151V150H151ZM179 150H177V152H178ZM205 151V150H204ZM226 151L227 150H225V153H226ZM180 152V151H179ZM178 152V153H179ZM222 152V151H221ZM158 153V152H157ZM160 153V154H161ZM211 153V152H210ZM203 154H205V153H203ZM218 154V153H217ZM227 154V153H226ZM259 154V153H258ZM148 155H149V152H148ZM220 155V154H219ZM219 155H218V158L217 159H219ZM158 156V155H157ZM162 156V155H161ZM203 156V155H202ZM214 156H216V155H214ZM223 156V155H222ZM235 156V155H234ZM159 157H160V155H159ZM184 157H186V156H184ZM208 157V156H207ZM206 157V158H207ZM211 157V156H210ZM210 157H208V158H210ZM221 157V156H220ZM224 157V156H223ZM262 157V156H261ZM261 157L259 156V159L260 160H263V159H261ZM154 158V157H153ZM200 158V157H199ZM264 158V157H263ZM101 159V158H100ZM159 159V158H158ZM184 159V158H183ZM201 159V158H200ZM203 159H204V157H203ZM227 159V158H226ZM229 159V158H228ZM94 160V159H93ZM179 160V159H178ZM207 160V159H206ZM206 160H204V162L206 161ZM216 160V159H215ZM215 160H211V161H209V163H206V164H208V165H204V166H201L200 167V171L198 172V170H197V172L195 171V173H198L196 176V178L195 179H193V180H189L188 179V181H192L193 182V184H190V182L189 183H184L183 181H182V183H180L177 187H175L174 188V190H173V192H171V193H169L168 194V196L164 199V201L162 202L164 205L165 204H167V203H170V201L172 200V198L178 193V192H180L179 190H180V188H181V185H184L185 187L184 188H186V189H189V188H195V187H198V186H201L203 183L205 184V178H206V176L208 175L209 177L211 176H215L216 175V177L219 179V175H221V174H224V171H225V169L226 168H224L223 169V166H222V164L223 163H220L219 165H217V163L216 164H214L215 163ZM251 160V159H250ZM260 160H257V161H260ZM99 161V160H98ZM103 161V160H102ZM203 161V160H202ZM218 161H220V159L218 160ZM231 161V160H230ZM253 161V160H252ZM93 162V161H92ZM137 162V161H136ZM197 162V161H196ZM195 162V163H196ZM203 162V163H204ZM208 162V161H207ZM221 162V161H220ZM228 162V161H227ZM253 162H255V161H253ZM76 163V162H75ZM149 163V162H148ZM202 163V164H203ZM258 163V162H257ZM262 163V161H260V163L259 164H261ZM19 164V163H18ZM18 164H15L16 165V167L18 166H20V165H18ZM45 164V163H44ZM201 164V163H200ZM232 164V163H231ZM231 164H229V165H231ZM237 165L238 164H240V163H236ZM236 164H235V166H236ZM251 164V163H250ZM249 164V165H250ZM259 164H258V166H259ZM46 165V164H45ZM45 165L43 166L42 165V168L43 169H45L44 167H45ZM91 165V164H90ZM108 165V164H107ZM126 165V164H125ZM148 165V164H147ZM154 165L157 167V168H159V166H158V161H155L154 162ZM227 164H225V166H226ZM252 165L253 164H251L249 167H248V165H247V167L248 168H252ZM188 166V165H187ZM224 166V167H225ZM239 166V165H238ZM237 166V167H238ZM256 167H257V165H255ZM254 166V167H255ZM261 166V165H260ZM259 166V167H260ZM262 166H263V163H262ZM23 167V169L25 168L24 166H21V168ZM120 167V166H119ZM155 167V168H156ZM42 168H40V169H42ZM122 168V167H121ZM139 168V167H138ZM142 168V167H141ZM236 168V167H235ZM261 168H264V167H261ZM151 169V168H150ZM190 169V168H189ZM231 169V168H230ZM229 168H228V170H229V172L228 173H230L231 172V170H230ZM257 169V168H256ZM1 170V169H0ZM29 170H31V169H29ZM113 170V169H112ZM155 170V169H154ZM247 170V169H246ZM42 171V173H43V170H41ZM150 171V170H149ZM245 171V170H244ZM252 171V173H253V170H250V172ZM254 171H256V170H254ZM17 172V171H16ZM35 172V171H34ZM133 172V171H132ZM154 172V171H153ZM152 172V173H153ZM159 172V171H158ZM227 172V171H226ZM233 172V171H232ZM240 172V171H239ZM248 172H249V170H248ZM18 173V172H17ZM37 173H38V170H37ZM128 173V172H127ZM228 173H226L227 175H228ZM245 173H246V171H245ZM252 173H251V175H252ZM261 174H263L262 172H260ZM11 174V173H10ZM21 174V173H20ZM41 174V173H40ZM136 174V173H135ZM151 174V173H150ZM226 174H224V175H226ZM240 174L242 175L243 173H241L240 172ZM13 175H16V174H13ZM19 175V174H18ZM24 175V174H23ZM128 175V174H127ZM129 175H131V172H130V174ZM128 175V176H129ZM157 175V174H156ZM218 175V176H217ZM226 175V176H227ZM237 175H239L238 173H236V175L235 176H233V177H237ZM241 175H239V176H241ZM246 175V174H245ZM21 176V175H20ZM67 176V175H66ZM189 176V175H188ZM261 176H263V175H261ZM46 177V176H45ZM124 177V176H123ZM195 177V176H194ZM210 177V183H211V180H214V179H216V181L218 180L217 178H214V179H212ZM225 177V176H224ZM8 178V177H7ZM14 178V177H13ZM18 178V177H17ZM21 179H22V177H20ZM58 178H60V176L58 177ZM64 178V177H63ZM126 178V177H125ZM155 178V177H154ZM220 178H221V176H220ZM239 178V177H238ZM246 178V177H245ZM263 178V177H262ZM15 179V178H14ZM30 179V178H29ZM84 179V178H83ZM191 179V178H190ZM227 179V178H226ZM226 179H225V182H226ZM231 179H232V177L230 178V179H228L227 181V183L230 185V183L229 182H231V184L233 183L234 184V182H235V180H233V181H231ZM233 179H235V178H233ZM241 179V178H240ZM242 179H244L243 178V176H242ZM248 179H249V176H248ZM264 179V178H263ZM9 180V179H8ZM16 180V179H15ZM15 180H13V181H15ZM31 180H33V179H31ZM36 180H38V179H36ZM43 180H47V179H42V181ZM54 180H56V178L54 179ZM91 180V179H90ZM119 180V179H118ZM208 179L206 178V181H207ZM224 180V179H223ZM237 180V179H236ZM251 180V179H250ZM10 181V180H9ZM35 181V180H34ZM40 181H41V178H40ZM44 181V182H45ZM48 181V180H47ZM134 181V180H133ZM136 181V180H135ZM134 181V182H135ZM148 181H150L149 179H148ZM5 182V181H4ZM12 182V181H11ZM18 182H19V178H18ZM21 182L22 183H24L23 182V180H21ZM20 182V183H21ZM52 182H54L53 180H52ZM133 182V183H134ZM191 182V183H192ZM220 182V181H219ZM224 181H222V183H223ZM251 182H252V180H251ZM262 182V181H261ZM19 184V185H24V184ZM35 183H36V181H35ZM130 183H131V181H130ZM215 183H217V182H215ZM257 183V182H256ZM255 182L253 183L254 184V187H256L255 186V184H256ZM6 184V183H5ZM8 184V186H9V183H7ZM14 184H17V182H15ZM29 184H31V183H29ZM33 184H34V182H33ZM39 184H40V182H39ZM38 184V185H39ZM45 184V183H44ZM106 184V183H105ZM221 184V183H220ZM232 184V185H233ZM260 184V183H259ZM12 185H13V182H12ZM37 184H35V186L37 187L38 186ZM250 185H252V184H250ZM249 185V186H250ZM261 185V184H260ZM260 185H258L259 186V188H261V186H263L264 184H262L261 186ZM15 186L16 187H18L17 185H14V188H15ZM31 186H32V184H31ZM34 186V187H35ZM40 186V185H39ZM46 186V185H45ZM212 186V185H211ZM211 186H209L210 188H211ZM219 187H220V185H218ZM226 186V185H225ZM6 187V186H5ZM35 187V188H36ZM40 187H43V186H40ZM40 187H38L39 189H40ZM128 187H130V186H128ZM127 187V188H128ZM133 187V186H132ZM207 188H208V186H206ZM219 187L217 188V189H219ZM231 187V186H230ZM241 187V186H240ZM252 187V186H251ZM7 188V187H6ZM20 189L21 188H23V186L21 187H19ZM19 188H17V189H19ZM25 188V187H24ZM24 188H23V190L21 189L20 191L22 192H24V191H26V190H24ZM32 188V187H31ZM30 188V189H31ZM50 188V187H49ZM93 188H95V187H93ZM183 188V187H182ZM204 188V187H203ZM225 187L223 186V189H222V193L224 192L225 193V189L226 188H229V186L227 187L226 186V188L224 189ZM257 188V187H256ZM16 189V188H15ZM29 189V188H28ZM34 189V188H33ZM84 189V188H83ZM90 189V188H89ZM247 189V188H246ZM251 189V188H250ZM258 189V188H257ZM264 189V188H263ZM263 189H262V191H263ZM44 190H45V188H44ZM224 190V191H223ZM227 190V189H226ZM238 190V189H237ZM239 190H241V189H239ZM252 190V189H251ZM254 190H255V188H254ZM260 190V189H259ZM6 191V190H5ZM10 191V190H9ZM99 191V190H98ZM131 191H132V189H131ZM130 191V192H131ZM183 191V190H182ZM244 191H245V189H244ZM2 192V191H1ZM7 192V191H6ZM11 192V191H10ZM9 192V193H10ZM16 192V191H15ZM20 192V193H21ZM86 192H88V191H86ZM92 192V191H91ZM106 192V191H105ZM122 192V191H121ZM220 192V191H219ZM218 192V193H219ZM250 192H252V191H250ZM249 192V197H246V195H245V192H244V195H245V197L243 198V197H241L240 196V198H239V196L238 195H235V194H232V191L231 192H229V193H226V194H224L223 196H221L220 195V193H219V195L223 198V199H221L220 201H221V207H219V208H215V206H214V204H213V206H212V203H211V209L213 210V211H211V212H209L210 213V216L208 217V216H206L207 218H205V221H206V225L204 226V227H202L201 225H200V230H201V233H200V236H199V242H204V241H206L207 240V238H211V239H213L214 237H219L217 240H212L213 242H211V244L210 245H212V248H209V250L208 251H205V252H207L208 253V255L207 256H203V257H199V259L202 261H199V262H201L202 264H218V262L220 261L219 259H222V262L220 261V263H225V264H240L241 262V264H261L262 262V259H261V250H263V249H261V246H263V243L264 242H262L261 240L263 239V237H264V235L263 236H261V231H262V229L264 228V225L262 226V228H261V223L260 222H262L261 221V215H264L263 214V210H262V214H261V209H263L262 207H261V200L263 199V198H261V194H258L257 192V194L258 195H251L250 196V194H253V192L255 193V191H253L252 193H250ZM8 193V192H7ZM40 193V192H39ZM100 193V192H99ZM101 193H102V191H101ZM100 193V194H101ZM218 193L216 192V194H217V196H218ZM221 193V194H222ZM248 193V192H247ZM246 193V194H247ZM100 194H99V197H100ZM116 194V193H115ZM123 194V193H122ZM128 194V193H127ZM130 194V193H129ZM133 194V193H132ZM135 194V193H134ZM213 194V193H212ZM229 194V195H228ZM238 194H240V195H242V196H244L243 194H241V193H239L238 192ZM264 194V193H263ZM262 194V196H264ZM23 195V194H22ZM39 195V194H38ZM85 195V194H84ZM93 195H95V197H96V194H94L93 193ZM103 195V194H102ZM81 195H79V197H80ZM123 196V195H122ZM177 196V195H176ZM216 196V197H217ZM248 196V195H247ZM84 197V196H83ZM95 197H93L92 196V198L93 199H95ZM97 197H98V195H97ZM98 197V198H99ZM127 197V196H126ZM179 197V196H178ZM177 197V198H178ZM219 197V196H218ZM0 198H1V196H0ZM86 198H89L90 199V197L88 196V197H86ZM85 198V199H86ZM176 198V199H177ZM242 198V199H241ZM8 199V198H7ZM81 199H83V198H81ZM81 199L79 198V200L81 201ZM100 199V198H99ZM107 199H109V198H107ZM111 199V198H110ZM212 199V198H211ZM218 199V198H217ZM257 199V200H256ZM84 200V199H83ZM106 200V199H105ZM175 200V199H174ZM1 202L3 201V200H0ZM173 201V200H172ZM264 201V200H263ZM217 202H218V200H217ZM13 203V202H12ZM74 203V202H73ZM76 203V202H75ZM74 203V204H75ZM98 203H100V202H98ZM70 204H72V203H70ZM69 204V205H70ZM209 204V203H208ZM216 204V203H215ZM263 204V203H262ZM240 205V207L242 206V209L244 208L245 210H239L240 209V207H237V206H239ZM6 206V205H5ZM17 206V205H16ZM68 206V205H67ZM71 207V206H70ZM263 207H264V205H263ZM72 208V207H71ZM123 208V207H122ZM9 209V208H8ZM16 209V208H15ZM218 209V210H217ZM7 210V209H6ZM67 210V209H66ZM84 210V209H83ZM81 211L82 210H80L79 211V213H81ZM120 211H121V209H120ZM197 211V210H196ZM195 211V212H196ZM206 211H207V208H206ZM216 211V212H215ZM219 211V212H218ZM193 212V211H192ZM192 212H189V213H192ZM214 212H215V214L216 213H219V215H221V218L219 217V219H221V221H222V219H223V221H226V219H228L229 221H230V223H228V224H226L227 222H225V224L227 225V228L224 230L225 232H222L223 231V227L224 226H226V225H223V226H219V227H222V228H220L222 231H220V232H218L219 231V227H217L218 225H215L216 223L215 222H213L214 221V218L213 217H215V215H214ZM68 213V211H66L64 214L66 215ZM77 214V213H76ZM75 214V215H76ZM79 215V214H78ZM120 215V214H119ZM118 215V216H119ZM181 216H183V215H188V212H182L181 214H180ZM191 215V214H190ZM194 215V214H193ZM218 214L216 215L217 217L219 216ZM252 215H255L254 216V221H256V222H254V223H256V227H257V231H258V234H257V236L258 237H255V239H252V240H249V241H245V240H243L244 238H242V241H240V240H238L237 239V237H233V236H230V234H235L236 232H235V230L238 228V226H237V224L238 223H240V222H248V221H243V220H240L239 218H243V219H249ZM71 216V215H70ZM69 216V217H70ZM226 216V217H225ZM77 216H75V218H76ZM99 217V216H98ZM101 217V216H100ZM116 217V216H115ZM63 218H65V216L64 217H61V219H63ZM75 218H72V220H70L69 218V220H67V217H66V219H64V221L63 222H65L66 220V222L67 223H69V224H71V222L75 219ZM111 216L109 217V216H106L105 215V218H104V220H103V222H105V223H109L110 222V220H111ZM224 218H225V220H224ZM31 219V218H30ZM34 219V218H33ZM77 219V218H76ZM75 219V220H76ZM101 219H103V218H101ZM101 219L100 220H98L96 223H97V225L101 222ZM217 219V218H216ZM216 220V221H219L220 222V220ZM74 220V221H75ZM79 220V219H78ZM44 221H45V219H44ZM100 221V222H99ZM235 221V222H234ZM43 222V221H42ZM79 222V221H78ZM99 222V223H98ZM102 222V223H103ZM14 223V222H13ZM45 223V222H44ZM43 223V224H44ZM66 223V224H67ZM81 223V222H80ZM35 223H33V225H34ZM43 224H39L40 225V227L41 228H38V227H34V228H38V229H43V227H42V225ZM201 224V223H200ZM220 224V223H219ZM222 225V224H221ZM35 226H38V225H35ZM99 226V225H98ZM110 225L109 224H106L105 225V227L103 228L102 227V229L100 230H97L96 231V233L94 234V233H92V235H91V237H94L95 238V241H97V239H98V237H99V235L101 234V232L102 231H105L108 227H109ZM113 226V225H112ZM117 225H115L114 227H116ZM199 227V226H198ZM198 227H196V228H198ZM202 227V228H201ZM46 228V227H45ZM99 228V227H98ZM101 228V227H100ZM71 229H73V227L71 228ZM74 229H76V228H74ZM73 229V230H74ZM97 229V228H96ZM52 230V229H51ZM50 230V231H51ZM70 230V229H69ZM78 230V229H77ZM80 230H81V227H80ZM197 230V229H196ZM41 231V230H40ZM93 231V230H92ZM43 232V231H42ZM51 233H52V235H50V237H56V235H59L60 237H61V240H62V238H64L63 236V234L64 233H59V232H57V231H51ZM83 233V232H82ZM88 233V232H87ZM90 233V232H89ZM196 234H198V232L196 231L195 232ZM194 233V234H195ZM47 234V233H46ZM68 235V232H65V235ZM80 234V233H79ZM84 234V233H83ZM262 234H264L263 232H262ZM199 235V234H198ZM237 234H235V236H236ZM39 236V235H38ZM90 236V235H89ZM225 236H228V238H226V239H223V237H225ZM50 237H47V238H50ZM59 237V238H60ZM193 237H197V236H193ZM262 237V238H261ZM45 238V237H44ZM47 238H45V239H47ZM67 238V237H66ZM54 239V238H53ZM52 239V240H53ZM229 239H233L232 241H230V243H231V248L227 251H225L223 248V245H222V243H220V242H225V241H227V240H229ZM48 242V241H47ZM180 243V242H179ZM95 245V244H94ZM209 245V246H210ZM179 246H182L183 248H184V245L182 244V242L179 244ZM54 247V246H53ZM211 247V246H210ZM94 248V247H93ZM91 249H89L88 251H90ZM75 252V251H74ZM263 252V251H262ZM78 253H81L80 251H76V254H78ZM219 254V256H218V254ZM30 254V253H29ZM262 255H264V252H263V254ZM30 256V255H29ZM184 256H182V259H183V262H182V259L180 260V259H178L177 261H175V262H178L179 260H180V263H177V264H181V262L184 264L185 262V260H184V258H183ZM187 257V256H186ZM181 258V257H180ZM193 259V261L195 260V262H193V261H190V260H188L189 259V257L188 258H186V262H187V264H196L197 262H196V260L198 261L199 259H196V257L194 258V257H192ZM169 259H171V257H161V258H158L157 256H154V255H145V254H141V255H139V256H135V257H131L126 263L127 264H165L166 262V260H169ZM191 259V258H190ZM190 263H189V262ZM169 261H167V263H168ZM171 262V261H170ZM174 262V261H173ZM192 262V263H191ZM198 262V263H199ZM166 263V264H167ZM201 263H199V264H201ZM173 264H175V263H173ZM263 264V263H262Z\"/></svg>",
    "mask_w": 264,
    "mask_h": 264
}]
</instances>
